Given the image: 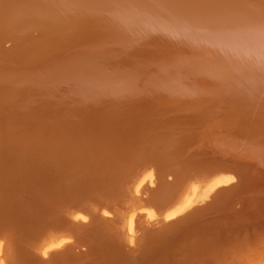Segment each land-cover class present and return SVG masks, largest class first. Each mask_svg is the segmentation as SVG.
<instances>
[{"label": "bare ground", "instance_id": "1", "mask_svg": "<svg viewBox=\"0 0 264 264\" xmlns=\"http://www.w3.org/2000/svg\"><path fill=\"white\" fill-rule=\"evenodd\" d=\"M263 210L264 0H0V264H149Z\"/></svg>", "mask_w": 264, "mask_h": 264}, {"label": "rangeland", "instance_id": "2", "mask_svg": "<svg viewBox=\"0 0 264 264\" xmlns=\"http://www.w3.org/2000/svg\"><path fill=\"white\" fill-rule=\"evenodd\" d=\"M238 207H239V205L236 206V209H238ZM262 212L264 213V210ZM253 227H255V228H253ZM262 227H263V229H262ZM251 228H250L249 231H247L248 234L246 232L241 231L242 233L239 232V233H235V234L233 233L232 235H231V233L224 235V233L220 231L219 233L217 232L219 235H217V234H214V235L212 234L213 236L210 235L211 237H214V239H211V237L208 238L209 235L204 232L205 233V235H204L205 237L203 236L204 237L203 240L201 239L202 237L200 238L199 236H197V238H195L194 236H192L191 237L192 239L188 238V239H184L183 241H182V239H177L176 241H179L178 243L182 242L181 244H182V246H184V245H186V242L188 244V240L191 239L190 242H189V244H191L189 246V248H192V246L195 243L194 241L196 239V241L198 243V244L194 245L196 247L197 246L200 247L201 246L200 244H203V245L208 247L210 245V243H211V244H215V246H213L215 248H217L218 246H220L221 248H223V247L229 248V249H227V252H229V253L231 252L232 255H233V250H234L233 248H236V247H239V246L243 245L242 247L247 249L246 252H243L242 257L240 258L241 261H240V259H236V257H235V259H233V258L231 259L232 256H230V258H229V253H227L226 254L227 259H225L226 258L225 257V258H223L224 260L221 261L222 259L220 260V259L216 258V262L215 263L212 262L210 264H218L219 263L218 260L220 261V263L223 262L222 264H228V262H229V264H231V263L232 264H264V225L263 224L261 225L260 223H257L256 225L254 224V226H252ZM256 229H257V231H256ZM220 233H222V234H220ZM206 235H207V237H206ZM176 241L174 240L172 244L170 243L172 241H170L169 243H167V244H169L167 246L168 248L166 247L164 249L158 250L157 254H156L157 256L154 257L155 259H151L149 264H172L173 262H174V264L179 263V262H176L175 254L173 253L175 251V249H173V247H178V243ZM199 241H201V242H199ZM208 243H209V245H208ZM244 245H246V246H244ZM170 247H171V249H170ZM196 247H193V248H196ZM220 247H219V249H220ZM160 251H162V252H160ZM158 253L162 254L163 257L167 258V259H164L163 257H160V254H158ZM164 253H165V256L167 254L169 256L165 257ZM234 254H237V253H234ZM188 256H189V253H188ZM157 258H159V259L163 258V261L161 259H160L161 260L160 261ZM171 258H173V259H171ZM157 260H159L160 262L157 261ZM164 260H166L167 262L164 261ZM233 260L236 261V263Z\"/></svg>", "mask_w": 264, "mask_h": 264}]
</instances>
